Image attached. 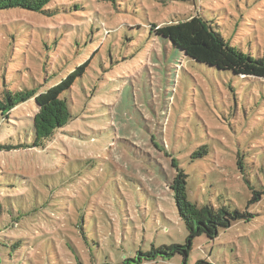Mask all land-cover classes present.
<instances>
[{"label":"rangeland","instance_id":"rangeland-1","mask_svg":"<svg viewBox=\"0 0 264 264\" xmlns=\"http://www.w3.org/2000/svg\"><path fill=\"white\" fill-rule=\"evenodd\" d=\"M45 10L0 11V94L48 89L89 66L64 95L74 116L68 136L59 135L46 150L0 151V264H75L68 245L81 264H122L152 246L185 244L188 232L163 178L172 176L168 149L158 145L159 152L150 141L155 127L145 111L154 96L152 58L161 73L155 104L166 112L158 117L156 110L155 120L176 153L170 155L180 165L198 146H216L196 166L185 167L193 176V200L225 201L254 214L215 241L197 238L186 264H264V79L191 64L149 30L202 16L232 46L259 58L264 0H54ZM36 108L22 105L8 120L0 112V143L32 144ZM135 147L163 157V177L155 157L144 161ZM238 152L246 158L244 175ZM71 169L79 181L57 194L52 178ZM245 178L259 185L250 189ZM255 191L261 198L250 204Z\"/></svg>","mask_w":264,"mask_h":264},{"label":"trees","instance_id":"trees-1","mask_svg":"<svg viewBox=\"0 0 264 264\" xmlns=\"http://www.w3.org/2000/svg\"><path fill=\"white\" fill-rule=\"evenodd\" d=\"M108 1L115 4V0ZM53 2L54 0H0V11L21 9L33 13H45V9ZM138 27L140 28L141 26ZM149 30L151 36L156 40H166L167 42L164 43H167L170 46L172 45L179 58L181 57L191 64L208 66L220 72H229L236 77L264 79V54L259 58H255L232 46L213 28L212 22L202 16H195L178 21L172 20L169 24L161 27L152 25ZM158 43L160 42H157V44ZM159 46H161V44H159ZM184 60L177 64V69L182 68ZM157 65H159V63H157ZM88 66L89 61L77 68L61 82L48 89H45L43 85H40L39 88L35 86L29 90L26 89L15 92L4 90L0 94V112L4 120L5 118H8L12 111L18 109L22 105L34 103L37 108L34 116L30 117L33 119V143L18 146H7L0 143V151H10L13 149L46 150L47 146L55 141L59 135H67L66 131L72 124L74 116L71 109L72 101L65 98L64 95L71 90L75 82L82 76ZM149 68H151V70L148 72V78L152 88L154 87V96L150 108H147L145 112H148L152 117V119L149 120V123L152 127H155V132L151 133L152 136L150 137V141L154 148L159 152L162 151L159 150L158 145L163 146V148L164 146L167 147L166 149H168L167 151L169 153L166 152V150L165 153H163L168 156L166 159L172 170V176H169L167 173L168 176L165 175L163 177L160 173H164L165 171L162 168V165L158 162V158L163 159L162 156H158L156 153H150L146 148L142 150L135 147L132 150L135 152L136 157H141L144 161L147 156L152 157V160H154L153 158L155 157V164L161 168L159 171L160 176L165 180V189L168 191L169 195H172L179 219L184 223L188 235L185 244L163 245L158 248L152 246L151 250L146 252L140 251L137 253L136 257L125 259L122 264H146L157 262L159 260L170 261L177 256L182 257L184 264H186L191 256L194 242L197 238L204 236L208 240L215 241L222 231L231 228L238 222L249 221L254 218V214H251L248 211L235 209L232 203H227L225 201L218 200V205H214L212 203L201 202L198 199L193 200V198H195V190H190L189 187V179L193 178V176L192 174H189V171L185 167L192 165L196 166L199 162L210 156L211 153L215 151L216 146L211 143L198 146L191 152L190 156H185L186 159H183L182 163L178 165V160L170 155V153H176L170 151V145L167 144L160 129L157 127L158 118L155 120L156 110L160 109L159 112L161 116L159 115L158 117H162V115L166 113L164 112L163 105L158 108L155 104V85L156 90H159L161 87L159 82L161 73L160 71L155 73V58H152V65ZM155 80L157 84L155 83ZM156 98H158V91ZM149 115L145 114L146 117ZM151 126H147L149 131H151ZM68 134L69 136H72V132H68ZM210 144L211 147L209 148ZM188 150L189 149H185V151ZM236 157L237 167L244 175V171H246L247 168L245 166L246 158H244V155L240 152L237 153ZM185 161L187 164L183 166ZM261 163L260 170L264 171V157ZM70 164L72 165V161ZM155 168L157 167L155 166ZM168 171L169 170H166V172ZM74 173L75 172L71 169L69 175L62 177L61 179H59V175L52 178L58 182L57 186L53 187L54 190L58 192L57 194L61 193L62 190L64 191L68 186L75 184V181H79V175L75 173L76 177L74 178ZM256 180L259 179L256 177L255 181ZM246 182H248L250 189L256 188L259 185L257 184V186H253L252 181L249 180H246ZM51 184L52 183L47 182L46 187L49 185V188H51ZM62 198L64 197L58 196L59 200ZM260 198V192L255 191L254 198L250 201V204L258 202ZM43 199L46 205L43 207H49L50 200H47L45 197H43ZM81 232L85 241H87L84 232V224ZM67 247L75 256V264H81L79 261V254L75 249L69 245ZM198 264L209 263L204 261Z\"/></svg>","mask_w":264,"mask_h":264}]
</instances>
